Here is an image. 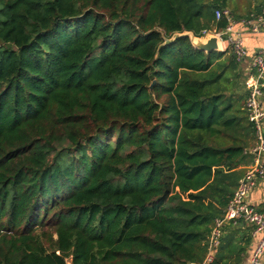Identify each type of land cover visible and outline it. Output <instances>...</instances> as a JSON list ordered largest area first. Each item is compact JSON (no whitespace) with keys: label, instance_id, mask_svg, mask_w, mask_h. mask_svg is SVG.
I'll return each instance as SVG.
<instances>
[{"label":"trees","instance_id":"trees-1","mask_svg":"<svg viewBox=\"0 0 264 264\" xmlns=\"http://www.w3.org/2000/svg\"><path fill=\"white\" fill-rule=\"evenodd\" d=\"M233 1L0 0V264H205L258 141L232 52L180 35Z\"/></svg>","mask_w":264,"mask_h":264},{"label":"built area","instance_id":"built-area-1","mask_svg":"<svg viewBox=\"0 0 264 264\" xmlns=\"http://www.w3.org/2000/svg\"><path fill=\"white\" fill-rule=\"evenodd\" d=\"M214 14L217 21L224 18L227 26L219 32L215 30L202 31L201 37L206 35L217 36L222 45L226 44L232 52L235 61L239 65H242L247 58V50L243 44L241 35L243 32L251 35L264 34V5L258 12H252L239 19H235L229 10H216ZM237 25L242 31L236 28ZM244 85L248 91L244 108L248 114L249 121L254 125L258 141L256 147L251 152L259 154L264 151V109L262 104L264 49H260L252 55ZM257 181L264 182V163L256 162L244 172L232 198L225 208L223 218L215 220L208 239V253L204 261L205 264L212 261L222 227L229 222L233 224L242 223L254 228L253 235L258 234L259 236L245 264H264V211H258L247 202L249 194L255 188Z\"/></svg>","mask_w":264,"mask_h":264},{"label":"crops","instance_id":"crops-1","mask_svg":"<svg viewBox=\"0 0 264 264\" xmlns=\"http://www.w3.org/2000/svg\"><path fill=\"white\" fill-rule=\"evenodd\" d=\"M258 2H259V0L257 2L252 3L250 5V9L248 11L253 9V7H255L258 4ZM236 28H238L242 31V29L238 25L236 26ZM241 38H242L243 44L247 50V58L245 59V62L242 65H239V67H240V70L242 71L243 76L246 78V76L248 75V69H249L250 60H251L252 55L256 51H258L260 49H264V34L251 35V34H246L243 32V34L241 35ZM263 88H264V86H263ZM263 88H262V91H263ZM262 104H263V109H264V93L263 92H262ZM263 132H264V123H263ZM256 162L261 163V164L264 163V151L260 152L259 154H255L254 162L248 168L252 167ZM247 202L251 206H253L255 209H257L258 211H264V182H262V181L256 182V186L250 192L249 197L247 199ZM258 236H259L258 234L253 235L254 240H253V244L251 245V247L249 249V253L247 255V260H248L249 256L251 255V253L254 249V246L257 242Z\"/></svg>","mask_w":264,"mask_h":264},{"label":"water","instance_id":"water-1","mask_svg":"<svg viewBox=\"0 0 264 264\" xmlns=\"http://www.w3.org/2000/svg\"><path fill=\"white\" fill-rule=\"evenodd\" d=\"M180 36L188 37L192 47L203 53L210 52H223L222 45L220 39L215 35H206L204 37H194L191 33H183Z\"/></svg>","mask_w":264,"mask_h":264},{"label":"rangeland","instance_id":"rangeland-1","mask_svg":"<svg viewBox=\"0 0 264 264\" xmlns=\"http://www.w3.org/2000/svg\"><path fill=\"white\" fill-rule=\"evenodd\" d=\"M258 0H234L229 8L238 16H245L248 14L250 5ZM234 9V10H233ZM223 51L228 49L226 44L222 45ZM229 50V49H228Z\"/></svg>","mask_w":264,"mask_h":264},{"label":"bare ground","instance_id":"bare-ground-1","mask_svg":"<svg viewBox=\"0 0 264 264\" xmlns=\"http://www.w3.org/2000/svg\"><path fill=\"white\" fill-rule=\"evenodd\" d=\"M219 47L221 48L222 46H221V45H219Z\"/></svg>","mask_w":264,"mask_h":264}]
</instances>
